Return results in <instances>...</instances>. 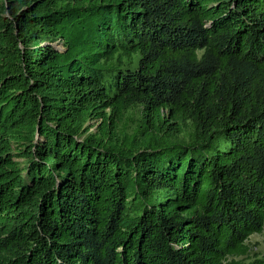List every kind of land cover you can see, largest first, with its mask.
I'll return each mask as SVG.
<instances>
[{
	"label": "trees",
	"instance_id": "trees-1",
	"mask_svg": "<svg viewBox=\"0 0 264 264\" xmlns=\"http://www.w3.org/2000/svg\"><path fill=\"white\" fill-rule=\"evenodd\" d=\"M264 0H0V264H264Z\"/></svg>",
	"mask_w": 264,
	"mask_h": 264
},
{
	"label": "rangeland",
	"instance_id": "rangeland-1",
	"mask_svg": "<svg viewBox=\"0 0 264 264\" xmlns=\"http://www.w3.org/2000/svg\"><path fill=\"white\" fill-rule=\"evenodd\" d=\"M251 249V256L264 255V233H254L247 240Z\"/></svg>",
	"mask_w": 264,
	"mask_h": 264
}]
</instances>
